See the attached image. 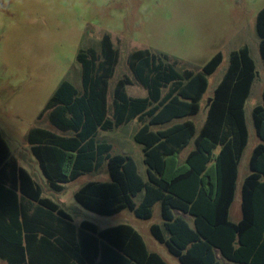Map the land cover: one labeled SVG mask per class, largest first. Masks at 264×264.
Listing matches in <instances>:
<instances>
[{
    "label": "trees",
    "instance_id": "1",
    "mask_svg": "<svg viewBox=\"0 0 264 264\" xmlns=\"http://www.w3.org/2000/svg\"><path fill=\"white\" fill-rule=\"evenodd\" d=\"M264 63V7L256 23ZM82 92L69 81L56 90L47 107L50 124L60 133L34 128L28 143L49 187L62 193L65 186L106 165L109 182H89L75 193L84 209L100 216L129 210L149 220L160 203L169 237L161 226H151L153 237L165 244L181 264H264V91L263 104L253 110L256 135L249 175L241 188L242 218L230 220L239 165L248 145L245 105L257 69L248 47L230 56L229 67L208 100L207 116L198 131L187 118L197 116L208 90V76L223 62L217 53L198 72H180L149 51L129 55L136 82L147 90L131 97L132 79L117 81L109 113V87L119 52L106 34L100 50H82ZM166 90V92H164ZM169 127L154 131L175 120ZM138 120L134 141L143 146L147 180L128 155H112V145L99 143L98 134ZM194 149L183 162L181 153ZM143 194L140 205L135 197ZM176 212L188 215L193 226ZM77 228L58 204L43 197L31 174L12 159L0 130V259L7 264H168L150 252L143 237L130 225L100 230L83 221ZM101 259L98 261V259Z\"/></svg>",
    "mask_w": 264,
    "mask_h": 264
},
{
    "label": "rangeland",
    "instance_id": "2",
    "mask_svg": "<svg viewBox=\"0 0 264 264\" xmlns=\"http://www.w3.org/2000/svg\"><path fill=\"white\" fill-rule=\"evenodd\" d=\"M264 0H0V130L10 146L12 159L26 169L43 191V197L58 204L73 218L79 234L87 221L100 230L122 224L132 226L144 239L150 252L159 254L168 264H181L165 244L157 241L151 226H161L165 236L160 203L152 206L149 220L137 218L129 210L114 216H100L84 209L75 193L89 182H109L106 165L65 186L62 193L49 187L37 159L31 152L28 134L34 128L60 133L49 121L47 110L56 90L69 81L82 92V69L77 56L82 50H100V42L109 34L119 52V61L109 87V113L112 115L113 91L118 80L129 77L131 97L144 98L148 92L134 79L128 64L130 54L149 51L183 72H198L219 52L223 62L208 76V90L200 113L191 118L199 130L206 118L208 100L225 75L233 52L248 47L257 69V79L245 105L249 140L239 167V180L230 220L242 218L241 188L250 173L253 149L261 143L256 135L253 110L263 104L264 63L256 23ZM166 92V90L164 91ZM153 127L165 129L176 122ZM141 123L135 120L113 131H101L99 143L112 145V155L131 156L139 173L147 180L143 146L134 141ZM194 149L191 143L180 155L183 162ZM143 194L135 197L140 205ZM182 215L193 226L188 215ZM225 264H229L224 261ZM0 264H7L0 259Z\"/></svg>",
    "mask_w": 264,
    "mask_h": 264
},
{
    "label": "crops",
    "instance_id": "3",
    "mask_svg": "<svg viewBox=\"0 0 264 264\" xmlns=\"http://www.w3.org/2000/svg\"><path fill=\"white\" fill-rule=\"evenodd\" d=\"M213 95H214V94H213ZM206 116H207V114H206ZM205 120H206V118H205ZM204 122H205V121H204ZM246 123H247V122H246ZM203 124H204V123H203ZM202 126H203V125H202ZM247 127H248V126H247ZM201 128H202V127H201ZM201 128H200V129H201ZM200 129H199V130H200ZM197 130H198V129H197ZM199 130H198V131H199ZM248 131H249V129H248ZM245 150H246V149H245ZM253 150H254V149H253ZM244 152H245V151H244ZM252 152H253V151H252ZM241 160H242V159H241ZM17 163H18V162H17ZM240 163H241V162H240ZM18 165H19L20 167H22L19 163H18ZM239 167H240V165H239ZM22 168H23V167H22ZM248 175H249V174H248ZM248 175H247V176H248ZM247 176H246V177H247ZM238 180H239V173H238ZM243 181H244V180H243ZM237 183H238V181H237ZM236 190H237V188H236ZM235 195H236V194H235ZM69 215H70V214H69ZM70 216H71V215H70ZM183 217H184V216H183ZM184 218H185V217H184ZM72 220H73V218H72ZM73 223H74V222H73ZM80 225H81V224H80ZM100 260H101V259L99 258L98 261H100Z\"/></svg>",
    "mask_w": 264,
    "mask_h": 264
},
{
    "label": "water",
    "instance_id": "4",
    "mask_svg": "<svg viewBox=\"0 0 264 264\" xmlns=\"http://www.w3.org/2000/svg\"><path fill=\"white\" fill-rule=\"evenodd\" d=\"M257 76H258V74H257ZM209 103H210V101H209Z\"/></svg>",
    "mask_w": 264,
    "mask_h": 264
}]
</instances>
